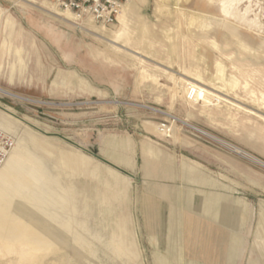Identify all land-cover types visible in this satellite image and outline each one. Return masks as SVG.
I'll return each mask as SVG.
<instances>
[{
    "label": "rangeland",
    "instance_id": "1",
    "mask_svg": "<svg viewBox=\"0 0 264 264\" xmlns=\"http://www.w3.org/2000/svg\"><path fill=\"white\" fill-rule=\"evenodd\" d=\"M36 1L0 0V89L15 96L0 92V120H12L11 131L0 128L12 144L6 158L22 130L48 142V154L26 151L58 186L74 187L78 207L87 202L83 233L95 252L81 250L82 259L11 243L0 264H264V167L220 142L264 163V0H133L116 52L86 33V17L58 18ZM60 153L82 156L87 170L66 175ZM107 183L126 193L110 205L97 196ZM214 195L216 222L201 212ZM46 196V212L64 219ZM115 215L126 216L136 256L109 248ZM197 222L218 229L221 260L194 248L193 232L187 239ZM230 237L239 241L228 263Z\"/></svg>",
    "mask_w": 264,
    "mask_h": 264
},
{
    "label": "bare ground",
    "instance_id": "2",
    "mask_svg": "<svg viewBox=\"0 0 264 264\" xmlns=\"http://www.w3.org/2000/svg\"><path fill=\"white\" fill-rule=\"evenodd\" d=\"M18 1H24L32 5H37L36 0H18ZM39 4L41 5V7H44V9L48 10L50 14L52 13L53 16H56L58 18L63 17L68 21H76L83 19L82 17L72 12L61 10L56 3L50 0H41ZM132 5H133V0H126V2L122 4L121 9L116 17V21L119 24V28H117V30L114 31L111 29H107L104 26H97L96 24L92 23L94 21L91 18L86 17V19H88L86 20V22L84 21L87 29L86 33L94 35L100 42H102L104 45L108 47L111 46L112 50L116 52L117 48L113 47V44L119 42V40L123 43H126L127 37L124 34V28L126 25V18L128 16V13L132 11ZM228 10L227 7L224 6L222 8V13L226 15L228 14ZM207 26L209 28V25ZM2 45H5V42H3ZM15 52L22 63V57L20 51L15 50ZM0 92L8 96L15 97L14 95L5 92L1 89ZM11 122L12 120L9 119L0 120V128L3 130L11 131L12 130L10 127ZM191 129L199 133H202L205 136H208L196 128L191 127ZM20 133H21V137H19L18 141L15 144V147L11 150L5 163L0 166V249L2 248L0 252L2 253V252L10 251L11 248L9 244L15 243L20 245L25 251L28 249L36 252H45V251L54 252L55 250H58L62 253L67 249H71L73 250L72 251L73 254L84 259L85 254L83 252L87 254H93L95 252V250H93L94 247H92V244L88 241V239L84 236L83 233L85 232L84 230H86V228L83 225L87 224L86 223V221L88 220L87 218L90 216L88 211L90 209L87 202L85 200L82 201V206L78 207L77 206L78 197L74 187L72 185H70L68 188L67 186L64 188L58 186L59 175L58 174H54V176L50 174L46 175L45 169L42 165L43 164L42 158L37 154L36 155L31 154V152L28 153L27 152L28 149L26 151V143H27L35 150V153H38L40 155L41 154L43 155V153L48 154L49 152L47 150L48 142H45L37 138L38 136L36 137L34 136L35 134L33 135V133L31 134L26 130H22ZM220 142L223 143L224 146L226 145L230 147L232 152L236 153L237 155L247 158L251 162L264 167V163L251 157L243 150L234 146H229L222 141ZM155 154H158V152ZM56 158H58L57 160L59 164L63 167L64 171L65 172L68 171L66 175H73L77 171L87 170L86 159L83 158L82 156H77L72 153H66V154L60 153ZM115 180L118 179L115 178ZM35 182L38 185L40 183V186H43L44 188L46 187L45 191L42 192V188L40 187L41 192L39 194L30 192V187ZM25 188L26 189L28 188L29 190L27 194H24L21 191L22 189L24 190ZM57 191L58 192L60 191L61 193H58ZM125 194L126 193L124 189L121 188L117 189L116 185L113 184L109 185L107 183L105 184L103 193L97 195L99 200L98 202L101 204L110 205L112 202L121 200L122 199L121 197H124ZM46 195L50 197L49 200H51L52 202H53L52 199L55 197L56 200L54 204H57V208L60 209L62 212H64L65 215L64 219L61 218L62 219L61 220L60 218H56L46 212L47 206L45 205L46 200L44 197ZM218 197L219 196L214 195L209 197L203 202V210H201V212L205 218L215 219L214 206L215 203L220 200V198ZM78 208H80V210ZM112 211L113 209L111 210L110 214L112 213ZM78 213L81 214L80 218L82 221L80 222V224L79 222L76 221L78 219ZM226 215H227V208L226 206H224L221 215L222 223H225ZM187 218H189V215L182 217V219H187ZM78 224L82 225L81 226L82 232L79 233L76 228V226H79ZM126 224H127L126 216L117 215L112 231L110 232L109 240L107 241L109 248L114 253V256L117 259L121 257L124 258V257L136 256L134 253V249L131 246L132 241L128 242L131 232H129ZM161 224H163V222ZM260 225H263L262 228H260V234H261V232L262 233L264 232V222H261ZM162 228L163 227H161V229ZM191 235H192V229L190 230L189 233H187L188 240L191 239ZM261 237L262 239H264V234H262ZM258 239L260 240V238ZM237 241L239 240L232 237L228 242V244L225 245L226 249L224 251L225 252L224 255L228 257L227 258L228 263L230 262L231 257L232 256L234 257L235 255V251L238 244ZM197 243L194 242V244ZM209 244H211L209 248L212 251H215L216 255L221 253L222 248L224 249L223 247L224 245L222 246V243L219 242L216 243L214 239L212 243ZM182 252L183 251H181V253ZM58 254L60 253L59 252L55 253V257ZM57 257H59L57 259V261L59 262L65 258L63 255H59ZM161 262L162 261H160V263Z\"/></svg>",
    "mask_w": 264,
    "mask_h": 264
},
{
    "label": "built area",
    "instance_id": "3",
    "mask_svg": "<svg viewBox=\"0 0 264 264\" xmlns=\"http://www.w3.org/2000/svg\"><path fill=\"white\" fill-rule=\"evenodd\" d=\"M61 10L72 12L80 17H89L96 23L111 24L115 21L122 4L126 0H50ZM0 132V164L6 161L11 142ZM9 141V143H8Z\"/></svg>",
    "mask_w": 264,
    "mask_h": 264
},
{
    "label": "crops",
    "instance_id": "4",
    "mask_svg": "<svg viewBox=\"0 0 264 264\" xmlns=\"http://www.w3.org/2000/svg\"><path fill=\"white\" fill-rule=\"evenodd\" d=\"M196 218V217H195ZM194 218V219H195ZM200 222H197L194 226V231H192L194 234H196L197 237H192V239H195L194 242H198L197 244H193L194 248L195 247H199L201 248L203 246L204 248V252L206 251V253H209L210 255L212 254H215L216 255V252L215 251H212L209 247L211 244L209 243H212L213 239L216 243H221V238L218 236V229H215L214 231V228H213V225L209 223L208 224H199ZM200 226H202V229L200 228ZM193 226L190 225L189 229L191 230ZM202 231V234L204 235V238L202 237H198L200 232ZM208 236V237H207ZM211 240V241H209ZM209 242V243H208ZM189 246V245H188ZM192 246V245H191ZM190 246V247H191ZM191 252L193 250H190ZM195 253V251H194ZM219 253V252H218ZM220 254V255H219ZM215 256V260H221V258L223 257L221 253H219Z\"/></svg>",
    "mask_w": 264,
    "mask_h": 264
}]
</instances>
